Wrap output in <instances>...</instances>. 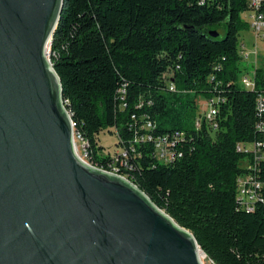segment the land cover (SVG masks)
<instances>
[{
  "label": "trees",
  "instance_id": "16d2710c",
  "mask_svg": "<svg viewBox=\"0 0 264 264\" xmlns=\"http://www.w3.org/2000/svg\"><path fill=\"white\" fill-rule=\"evenodd\" d=\"M217 4L220 7L199 0H65L51 60L93 163L103 165L110 159L103 154L99 134L115 128L118 146L129 149L133 144L137 152L123 173L190 230L214 264H264V187L261 198L251 202L252 211L241 203L237 189L238 179L250 172L264 183V160L257 162L256 170L248 169L245 165L254 163V155L237 149L239 144L264 141V133L256 128L264 61L255 70V88L242 87L239 31L245 0ZM212 29L220 36L211 37ZM200 95L206 101L222 99L217 129L207 124L201 130L184 127L188 99L183 96ZM144 116L155 122L154 136L185 133L177 146L181 157L164 163L152 142H134L144 133L138 129Z\"/></svg>",
  "mask_w": 264,
  "mask_h": 264
},
{
  "label": "water",
  "instance_id": "95a60500",
  "mask_svg": "<svg viewBox=\"0 0 264 264\" xmlns=\"http://www.w3.org/2000/svg\"><path fill=\"white\" fill-rule=\"evenodd\" d=\"M64 4L0 0V264H204L190 230L79 156L48 52Z\"/></svg>",
  "mask_w": 264,
  "mask_h": 264
},
{
  "label": "built area",
  "instance_id": "2783aa9c",
  "mask_svg": "<svg viewBox=\"0 0 264 264\" xmlns=\"http://www.w3.org/2000/svg\"><path fill=\"white\" fill-rule=\"evenodd\" d=\"M217 1L218 0H199V4L212 6L216 5L220 7L219 4H217ZM242 12H245L247 14L246 19L249 20L250 26L255 32L256 37L264 39V0H245V8ZM48 52L51 57V45L49 46ZM255 54L258 55L257 50H255ZM239 56L241 57V60H247L250 56L249 52L247 51L246 44L243 41H241L239 45ZM258 67L259 65L256 64L255 61L254 69L252 71H249L241 79V83L244 87H247L249 84H251L250 90L255 88V70ZM169 89L171 91H176V88L173 84H170ZM119 99L122 104L121 106L124 107L126 105L125 88H122L120 90ZM220 102H222V99L219 98H213L206 101L207 111L205 112L203 120H201L200 118L197 119L195 125L197 130H201L204 124H207L210 129L218 128L219 125L216 117L219 114L218 106ZM256 110L259 118L258 123L256 124V128L260 132L264 133V93H260L257 98ZM70 115L72 116L71 113ZM132 119L137 120V116L133 114ZM141 120L145 121L138 127V129L143 131L144 133L139 134L135 137V143L152 142L157 158L164 163H171L183 155L182 152L177 148V146L181 140H184V132L174 131L172 133L154 136L152 131L156 127L155 122L151 121V119L147 116H144L143 118H141ZM73 124L75 127L74 121ZM76 139H78L82 144L84 155L81 156L78 152V149L77 152L85 162L96 168L109 173L123 176L132 181L127 174L123 173V171L129 169L130 167L131 154L137 153L136 148L133 146V144L129 149L120 148V150H118L116 153L110 154V159L105 164L98 165L91 161V156L89 155L88 151V141H86L75 129V143ZM76 148H78L77 144ZM263 148L264 141L253 142L250 144H239L237 146L239 152H251L254 155V163H246V168L256 170L257 162H259L260 160H264ZM262 187H264V183L258 180L253 172L246 173L238 179V198L248 211H252L254 209L251 205V202L261 198V192L259 191Z\"/></svg>",
  "mask_w": 264,
  "mask_h": 264
},
{
  "label": "rangeland",
  "instance_id": "374dc122",
  "mask_svg": "<svg viewBox=\"0 0 264 264\" xmlns=\"http://www.w3.org/2000/svg\"><path fill=\"white\" fill-rule=\"evenodd\" d=\"M246 18L247 14L245 12H242L241 19L243 21V25L239 31V39L246 44L247 51L250 54L247 60H241L242 71L239 74V82L242 87L244 86L241 83V79L248 73V71H252L254 69V62L256 61V64H258L260 67L264 61V39L256 37L255 32L250 26L249 20ZM224 34L225 33L222 31L221 37H223ZM255 50H257L258 55L255 54ZM244 88L251 89V84ZM183 97L184 99H188V101L185 102V112H183L182 115V122L184 124V127H195L197 119L200 118L201 120H203L205 112L207 111L206 97L203 95H200L195 99H192V96L188 98H186L185 96ZM99 138L100 143L105 147V149L103 150V154H114L118 150H120V147L117 144L119 138L117 136V130L115 128H113L111 131H102L99 134ZM76 144L79 154L83 156L84 151L82 149V144L78 139H76ZM204 264H214V262L206 257V259L204 260Z\"/></svg>",
  "mask_w": 264,
  "mask_h": 264
},
{
  "label": "bare ground",
  "instance_id": "6f19581e",
  "mask_svg": "<svg viewBox=\"0 0 264 264\" xmlns=\"http://www.w3.org/2000/svg\"><path fill=\"white\" fill-rule=\"evenodd\" d=\"M200 257H201V259H202V261H203V263H204V260L206 259V254L200 249Z\"/></svg>",
  "mask_w": 264,
  "mask_h": 264
}]
</instances>
